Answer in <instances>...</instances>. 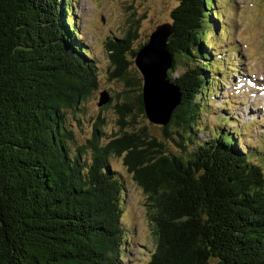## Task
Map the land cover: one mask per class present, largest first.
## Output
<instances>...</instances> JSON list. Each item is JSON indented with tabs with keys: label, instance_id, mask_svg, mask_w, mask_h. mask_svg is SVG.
<instances>
[{
	"label": "trees",
	"instance_id": "16d2710c",
	"mask_svg": "<svg viewBox=\"0 0 264 264\" xmlns=\"http://www.w3.org/2000/svg\"><path fill=\"white\" fill-rule=\"evenodd\" d=\"M176 1L166 79L180 99L160 128L173 152L123 129L133 105L144 114L142 85L125 62L142 47L131 50L136 24L109 38L107 53L112 77L141 93L116 106L120 135L100 142V120L78 144L69 122L98 89V74L75 2L0 0V264H121L125 190L111 156L145 196L155 241L148 264H264V148H242L225 110L222 127L198 139L199 117L224 83L214 75L233 68L212 61L217 36L209 33L227 34L223 13L217 0Z\"/></svg>",
	"mask_w": 264,
	"mask_h": 264
},
{
	"label": "rangeland",
	"instance_id": "374dc122",
	"mask_svg": "<svg viewBox=\"0 0 264 264\" xmlns=\"http://www.w3.org/2000/svg\"><path fill=\"white\" fill-rule=\"evenodd\" d=\"M73 11L78 20V36L89 50L97 66L98 89L91 93L75 117L69 122L78 144H84L90 138L93 128L101 120L100 142H107L120 135L116 106L125 102L127 97L135 104V97L141 93L142 76L134 65L130 52L125 53V62H129L128 72L140 84L128 87L123 81L112 77L114 66L107 53L109 38H122L130 27H137V39L131 50L143 46L150 34L159 25L170 24V14L177 6L176 0H73ZM215 10L223 13L222 29L227 34L219 36L221 31L209 33L216 37L218 57L232 64L233 72L228 66L215 79L223 78L218 90L205 105L199 117V126L204 131L198 135L199 140L208 138L209 131L221 128V110L229 118V131L240 129L238 134L242 148L256 146L264 148V0H217ZM236 68V69H235ZM106 91L111 98L107 108L98 107L100 93ZM224 106V107H223ZM224 117V118H225ZM123 129L128 132L143 130L150 137L165 144L170 151H176L171 141L161 137L162 127L151 124L144 114L139 113L133 105L131 114L124 117ZM175 134L172 132V136ZM264 160V159H263ZM109 166L121 178L125 190V205L122 224L127 231L124 244L125 255L121 264H148L155 249L152 227L146 215L145 196L133 181L122 163V158L111 156Z\"/></svg>",
	"mask_w": 264,
	"mask_h": 264
},
{
	"label": "water",
	"instance_id": "95a60500",
	"mask_svg": "<svg viewBox=\"0 0 264 264\" xmlns=\"http://www.w3.org/2000/svg\"><path fill=\"white\" fill-rule=\"evenodd\" d=\"M170 24L159 25L150 34L148 41L135 55L134 65L142 76V102L147 120L160 127L169 123L172 111L179 104L178 89L166 79L171 68L167 40L171 34ZM110 101L106 91L100 93L97 106Z\"/></svg>",
	"mask_w": 264,
	"mask_h": 264
}]
</instances>
